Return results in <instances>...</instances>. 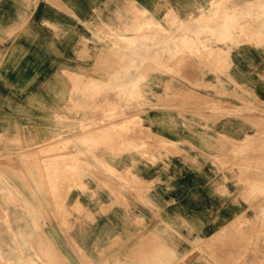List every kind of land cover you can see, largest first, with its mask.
<instances>
[{
  "label": "rangeland",
  "instance_id": "374dc122",
  "mask_svg": "<svg viewBox=\"0 0 264 264\" xmlns=\"http://www.w3.org/2000/svg\"><path fill=\"white\" fill-rule=\"evenodd\" d=\"M227 1L230 3L229 6H227ZM215 2L217 3L215 4ZM211 8H216L215 15L218 16L216 19L207 20V24L200 23L197 26L194 24V26H189L187 29L189 31L191 29L198 30L201 27L199 29V31H202L201 33L207 32L206 30H211L210 34L213 37L199 41L197 38L193 39L184 36L189 38L188 42L191 44H186L178 38H172L175 32H179V34L181 32L185 35L189 32L187 29L183 30L185 32L180 31L177 27L178 23L173 21L159 23L151 20V22H146L145 29L149 31L148 38H143V32H135L136 26L141 21H135L136 26L124 27L125 29L104 27V29L101 28L98 30L99 32L93 31L92 29L94 42L90 44L89 48L104 47L109 50V55L105 59L94 60L91 58L92 62H118L123 67L133 62L134 70H131V66H128L129 68L118 71V74L114 78L115 81H124L133 72L134 80L132 81L134 84H123L119 86L104 85L98 81L88 79L89 75H78L77 71H70L69 85L22 86L20 89H22L21 92L23 94L26 93L25 90L29 89L26 95L21 96L27 100L17 102L0 101V110L2 109L0 111V258L2 260H0V264H78L77 259L79 253L85 258L83 250L76 245H62L63 238L72 239V237L78 236V233L85 231V227L94 225L102 216V214L89 211L85 206L84 198L88 196L92 199L97 187L98 189L102 188L116 195V192H119L120 189L113 190L109 188L111 181L116 178L117 180L114 181L118 185L123 186V184L127 183L125 184L127 186L123 187H128L135 192L136 188L141 185V182L128 179L126 171H117L115 166H113L116 160L123 158L127 153H133L149 159L151 162H155L157 157H159V151H162V154L179 151L176 149L175 144L164 148L162 146L159 148L155 147L156 149H152V145L149 146L147 144V148L144 145V148L141 147V149L138 148V150L132 151V146L130 147L129 145L130 141L126 143L119 141L120 133L116 129L119 119L126 117V115L134 117L129 123L131 124L129 125L131 129L128 135L129 140H133L140 135L141 131H143L142 128L148 127L152 132L151 128L159 125L158 119L154 117L159 110L162 112H172L174 110L181 111L191 107L200 109L209 108L210 110L223 109L222 104L224 103L220 101L221 97H218L219 101H213L214 104L213 102H209V104L205 101L208 95L206 91L197 94L189 92L188 88L190 87L139 85L138 83L145 78V75L142 76L143 71L140 69L143 66L142 63L136 65V62L138 60L141 61L143 51H150L149 58L146 60L150 63L148 71L151 73V78H157L159 73L164 72V70L161 71L157 67L163 63L165 58L169 60L177 57L178 66L173 71L172 69L171 71L167 69V73L171 75L179 74L182 70L183 72L191 71L190 61L192 60V62L210 60L213 64H223L224 61L222 59L219 61L215 60L217 54H222L218 52L219 50H216L218 44L219 46L229 45L230 49H243V47L247 50L256 49L257 68H261L262 74L264 75V41H262L264 40V0H217L214 1ZM237 9H239V15H237V19L234 22H240V24L234 23L235 25H233H237V27L232 26L231 29L233 28L234 30L228 29L230 32L227 30L225 31L226 34H224V26L222 25V28L220 27L219 29L221 22L226 25V21H223L221 16L222 12H225V10L234 12L238 11ZM241 10L244 11L241 12ZM208 15H206L207 19L210 18ZM211 24L214 29L210 27ZM243 24H245L244 27ZM215 27H217V30ZM127 31L132 32L137 38V44L134 48L125 45L123 42L121 45L115 44L114 42V40L116 41L119 38V35ZM212 32H215V34ZM160 33H165L168 36L159 37ZM108 34L113 37L109 38L111 36H108ZM225 35L229 36L226 37ZM127 47L129 48L127 49ZM171 49L175 50V52H172ZM193 50L195 53H191ZM117 51L121 53H114ZM185 51L188 52L187 56L189 59L186 62L181 61L183 63L182 65L180 58ZM110 52L120 56L117 58V56L111 55ZM123 52H127L128 56H124L125 54ZM178 67H180V70L177 69ZM201 72L203 73L204 71L202 69L201 71L200 69L196 71V73ZM101 86L105 87L107 92L97 94L96 92ZM206 87L208 89L207 85L199 86L203 90H207ZM214 87V85H209V88ZM35 88H37L36 91ZM159 88L162 90L161 96L158 95ZM180 88L182 90H179ZM192 88L198 87L193 86ZM88 91H91V93H88ZM138 92L139 94H137ZM133 94L134 97H132ZM246 97L250 99L248 95ZM134 101H138L137 103H140V105H137ZM183 101L185 102L183 103ZM132 102L133 105L131 104ZM114 105H120L118 106L120 108L119 112ZM109 107L111 109L108 111ZM239 109L246 111L247 114L244 122L246 133L244 135H236V142L225 139L230 143L227 148L224 146V148L220 149L217 156L215 155L212 166L215 174H226L224 181L214 182L213 185L216 187L219 186V194L229 201L231 208L236 209V213L217 215L212 229L210 231H204V233L197 229H189L188 224H182L181 228L176 232L165 229L157 236L175 238L176 242L178 239H181L182 244L180 247L176 246L178 248L176 251L173 250V247L169 246L166 247L165 251H151L150 261H147L149 258L142 256L143 246H136L134 250L139 253V260L134 262V264H187V262L189 264H252L253 262V264H264V99L257 96V99L255 98L251 101L247 100L241 103ZM112 110H115L113 113L114 116ZM121 110L125 111L123 112ZM107 115H110V117ZM183 115L185 114L183 113ZM66 118H68L67 121ZM107 119L109 120L107 121ZM166 120L167 123H171V127H178L180 125L178 123L179 118L178 120L175 118H162V123L163 121L166 122ZM111 121L114 127L111 125ZM183 121H185L183 127L187 128L190 125H195V123H190L188 118L183 119ZM173 122H176V124ZM260 123L262 124L259 125ZM108 125H110L109 129H102L103 126ZM99 127L101 132L105 130L106 133H96V129ZM82 129H85L84 132H82ZM255 129L258 130L256 131ZM58 130L62 132L58 133ZM89 132L97 134L94 135L96 137L94 142L89 144L79 143L81 142L79 139L83 135H88ZM143 135L147 142H154V140L155 143L157 142L153 135H149L147 132L143 133ZM58 136L59 138H57ZM104 137L107 138L105 139ZM108 137L110 140H107ZM65 139L66 141H64ZM68 140L71 144H67L69 142ZM104 143L106 146H103ZM56 144L59 148H57ZM64 146H67V148ZM48 149L50 150L49 152ZM56 149H61V151H57ZM78 149H81V152L77 153V155L75 152ZM109 149L112 151L110 152ZM66 150L68 151L66 152ZM63 152L64 155L62 156ZM193 152L196 153V151ZM38 153L43 154V157L41 155L38 157ZM60 156H62V159H60ZM70 156H77L79 158L76 164H74L75 169L69 168L72 166ZM205 160V157L202 156L199 161L205 162ZM67 161H70L69 164ZM105 161L110 163L113 168H109L105 164ZM89 164L91 165L89 166ZM94 164L97 167H93ZM101 164H104L103 166L105 167L103 168ZM249 166L254 172L258 168L259 170L257 171L259 172L261 170V172L258 173L256 171L254 173L250 170ZM253 166L255 170L252 168ZM246 169H248V172ZM104 170L107 171L106 174L103 172ZM57 171L59 172L56 173ZM70 172L71 175H68ZM65 174L68 176H65ZM103 174L107 176L104 177ZM257 174L259 177H257ZM52 175L55 176L53 177L54 180H52ZM56 176L58 180H56ZM250 176L255 178L253 179ZM254 180L259 183H255ZM248 183L254 184L249 187L247 186ZM258 185L260 187L259 189L257 187ZM238 214L241 215L238 216ZM234 217L235 219H233ZM227 222L229 224H226ZM216 226L220 229H217ZM210 232L212 233L210 234ZM199 235L206 237L197 246L198 248H196V246L191 244V241ZM43 239L46 241L44 240L45 242H43ZM44 246L46 248L45 250ZM50 247L52 249H49ZM41 249L48 253V255L44 252L42 254ZM49 253L55 256L51 257ZM158 257H160V261L157 260ZM162 258L164 260H161ZM184 258H188V261H185ZM82 264L85 263L82 262ZM86 264L94 263L86 261ZM99 264L116 263L102 261Z\"/></svg>",
  "mask_w": 264,
  "mask_h": 264
},
{
  "label": "crops",
  "instance_id": "0c3cea01",
  "mask_svg": "<svg viewBox=\"0 0 264 264\" xmlns=\"http://www.w3.org/2000/svg\"><path fill=\"white\" fill-rule=\"evenodd\" d=\"M214 1L217 0H0V101L27 100L21 96L29 89L23 94L22 86L69 85L70 71L89 75L88 79L104 85L133 84V72L124 81L115 82L114 78L128 66L134 70L133 62L125 67L118 62H92L91 58L99 60L109 55L104 47L89 48L94 42L92 29L98 31L104 25L133 27L135 21H141L146 27L145 23L151 20L197 26L204 23L198 21V16L208 15ZM201 32L193 29L187 35L175 32L172 38L186 36L203 40L209 38L203 35L211 36L208 31ZM122 35L133 37L134 34ZM148 37L149 31L144 29L143 38ZM159 37H167V34L160 33ZM216 50L222 54H217L215 60L222 59L223 64L199 60L191 63V71L173 76L164 67L176 68L177 57L165 58L158 66L164 72L160 71L157 78H151L148 71L150 63L146 59L150 51H143L141 61L136 62V65L142 63L140 69L142 76L145 75L139 85L190 87L188 91L197 94L206 91L207 101H219L221 97L224 108L191 107L157 112L154 117L159 125L153 126L152 132L174 142L179 151L166 154L159 151L155 162L133 153L116 160L115 169L126 171L128 179L141 185L135 192L122 185L119 187L112 180L109 188L120 189L116 195L97 187L92 199L84 198L86 208L102 216L78 236L63 238L62 245H76L83 250L85 258L79 253L78 264H86V261L134 264L139 260L134 247L139 245L143 246L142 256L150 261L151 251H165L167 246L176 251V246L182 244L181 239L176 242L175 238L157 236L165 229L176 232L182 224H188L189 229L204 233L212 229L217 215L236 213L229 201L219 194V186L213 185L224 181L226 176L213 172V159L220 149L228 147L230 142L225 139L235 140L236 135L246 133L247 114L238 108L242 102L257 99V96L264 99V75L261 68H257L256 49H230L229 45L218 44ZM110 53L115 56L117 52ZM124 56H128L127 52ZM200 67L204 72L196 74ZM202 84L215 87L203 90L199 88ZM158 95H162L160 88ZM162 118H179L180 125L171 127L167 120L162 123ZM186 118L195 125L183 127ZM202 156L205 162L199 161ZM157 260L160 261V257Z\"/></svg>",
  "mask_w": 264,
  "mask_h": 264
},
{
  "label": "bare ground",
  "instance_id": "6f19581e",
  "mask_svg": "<svg viewBox=\"0 0 264 264\" xmlns=\"http://www.w3.org/2000/svg\"><path fill=\"white\" fill-rule=\"evenodd\" d=\"M214 3V2H213ZM217 2H215V4H216ZM212 5V4H211ZM238 11H232V12H229V11H226L225 10V12H222V14H221V16H222V18H223V21L225 20L226 21V25L225 24H223V22H221L220 23V25L221 26H219V29H220V27L222 28V25L224 26V32L225 31H227L228 29H230V30H234L233 28L231 29V27L233 26V27H237V25L236 26H234L235 24H240V22H237V23H235L234 21L237 19L236 17H237V15H239V9H237ZM244 11V10H243ZM242 10H241V12H243ZM215 12H216V8H214V9H212L211 11H209V15H208V17H210V18H208L207 19V16L206 17H200V16H198L200 19L198 20V21H202V22H204L205 24H207L206 22H207V20L208 21H210V20H212V19H216V17H218V16H216L215 15ZM240 12V13H241ZM201 13V12H200ZM245 13H247L246 11H245ZM220 14V13H219ZM242 14V13H241ZM197 17V18H198ZM239 19V18H238ZM230 20V21H229ZM177 21V20H176ZM151 22V21H150ZM181 22V21H180ZM235 23V24H234ZM234 24V25H233ZM246 24V23H245ZM245 24H243V27L245 26ZM135 25V24H134ZM219 25V24H218ZM102 26V25H101ZM136 26V25H135ZM176 26V25H175ZM217 26V25H216ZM240 26V25H239ZM239 26H238V28H239ZM98 27V26H97ZM104 27H105V25H104ZM107 27V26H106ZM126 27V26H125ZM158 27V26H157ZM159 27H161V26H159ZM177 27L179 28V30L180 31H183V30H186L187 29V27H188V25L187 24H185V23H178L177 24ZM176 27V28H177ZM210 27H213V25L211 24L210 25ZM218 27V26H217ZM217 27H215L216 28V30H217ZM241 28H242V26H240ZM201 27H199V29H200ZM206 29H208L207 27H205ZM104 29V28H103ZM106 29V28H105ZM123 29H125V28H123ZM145 29V26L143 25V23H139L137 26H136V28H135V32H143V30ZM164 29V28H163ZM198 29V30H199ZM213 29H214V27H213ZM243 29V28H242ZM107 30V29H106ZM110 30V29H109ZM129 30V29H128ZM131 30V29H130ZM188 30V29H187ZM239 30H241V29H239ZM244 30V29H243ZM105 31V30H104ZM132 31V30H131ZM189 31V30H188ZM206 31H209V30H206ZM211 31V30H210ZM209 31V32H210ZM213 31V30H212ZM229 31V30H228ZM97 32V31H96ZM99 32V31H98ZM127 32H130V31H127ZM133 32V31H132ZM183 32H185V31H183ZM216 32V31H215ZM215 32H212L213 34H215ZM219 32V31H218ZM230 32V31H229ZM240 32H242V31H240ZM254 32V31H253ZM258 32H259V30H258ZM105 33H106V31H105ZM111 33V32H110ZM233 33V32H232ZM255 33H256V31H255ZM261 33V32H260ZM102 34V33H101ZM111 34H113V33H111ZM217 34V33H216ZM219 34V33H218ZM224 34H226V32L224 33ZM250 34V33H249ZM114 35V34H113ZM139 35H140V33H139ZM170 35V34H169ZM172 35V34H171ZM183 35H185V34H183ZM220 35V34H219ZM108 36H111V35H109L108 34ZM131 36H133V37H129V36H124V35H119L118 37V39L115 41L114 40V42H115V44H119V45H121L122 44V42L123 43H125V45H128V46H130V47H132V48H134L135 46H136V44H137V38L134 36V35H131ZM168 36V35H167ZM201 36V35H200ZM204 37H210V39L212 38L211 36H205V35H203ZM226 36V35H225ZM227 36H229V35H227ZM226 36V37H227ZM113 36H111V37H109V38H112ZM117 37V36H116ZM203 37V38H204ZM170 38V37H169ZM176 39H177V37H175ZM223 38V37H222ZM178 39L179 40H181V41H184L186 44H188V43H190V42H188L189 41V38H186V37H178ZM199 39V38H198ZM205 39V38H204ZM179 40H177V41H179ZM206 40V39H205ZM204 40V41H205ZM158 41V40H157ZM194 41V40H193ZM200 41V40H199ZM262 41H264V40H262ZM180 42V41H179ZM176 43V42H175ZM181 43V42H180ZM193 43V42H192ZM185 44V45H186ZM191 44V43H190ZM124 45V46H125ZM182 45H183V43H182ZM113 46V45H112ZM117 46V45H116ZM124 46H122V47H124ZM120 47V46H119ZM119 47H118V49H119ZM187 47V46H186ZM206 47V46H205ZM111 49H113L112 47H110ZM129 47H127V49H128ZM149 48V47H148ZM117 49V48H116ZM170 49V48H169ZM107 50V49H106ZM125 50V49H124ZM147 50V49H146ZM172 50V49H171ZM109 51V50H108ZM108 51H107V53H108ZM128 51V50H127ZM148 51V50H147ZM175 52V50H172V52ZM183 51V50H182ZM181 51V52H182ZM119 51H117V53H118ZM121 53V52H120ZM120 53H118V54H120ZM191 53H195L194 52V50H193V52L191 51ZM203 53V52H202ZM123 54H125V53H123ZM179 54V53H178ZM177 54V55H178ZM107 55V54H106ZM188 55V52H183L182 53V57L180 58V63H181V61H183V62H186L188 59H189V57L187 56ZM193 55H195V54H193ZM108 56V55H107ZM115 56H117V55H115ZM118 56H120V55H118ZM118 56H117V58H118ZM190 56H192V55H190ZM197 56V55H196ZM196 56H193V57H196ZM175 58V57H174ZM105 59V58H104ZM108 59V58H107ZM191 59V58H190ZM192 60V59H191ZM193 61V60H192ZM192 61H190L191 63H192ZM179 64V63H178ZM182 65H183V63H181ZM212 66V65H211ZM163 67V66H162ZM167 67V66H166ZM166 67H164V69L166 70V72H168V70L166 69ZM182 67V66H181ZM158 68V67H157ZM180 67H178L177 69H179ZM201 68V67H200ZM213 68V67H212ZM216 68H218V67H216ZM169 69V68H168ZM183 69V68H182ZM181 69V70H182ZM185 69V68H184ZM202 69V68H201ZM201 69H200V71H201ZM159 70H160V68H159ZM170 71H171V69H169ZM180 70V69H179ZM172 71H173V68H172ZM177 71V70H176ZM185 71V70H184ZM175 72V71H174ZM182 72H183V70H182ZM199 72V71H198ZM216 72V71H215ZM166 74V73H165ZM197 74V73H196ZM196 74H195V76H196ZM199 74V73H198ZM173 76H175V75H173ZM137 78V77H136ZM231 80V79H230ZM229 80V81H230ZM117 81V80H116ZM115 81V82H116ZM197 81V80H196ZM118 82V81H117ZM232 82V81H231ZM234 82V81H233ZM232 82V83H233ZM112 84V83H111ZM118 84V83H117ZM116 84V85H117ZM132 84V83H131ZM130 84V85H131ZM134 84V83H133ZM137 84V83H136ZM233 84H235V83H233ZM115 85V84H114ZM121 85V84H120ZM203 85V84H202ZM214 85V84H213ZM119 86V85H118ZM208 86V85H207ZM236 86V85H235ZM135 87V86H134ZM136 88V87H135ZM138 88V87H137ZM238 88H239V86H238ZM113 89V88H112ZM206 89H207V87H206ZM208 89H209V86H208ZM211 89V88H210ZM138 90H139V88H138ZM137 90V91H138ZM243 90V89H242ZM136 91V92H137ZM107 91H106V88L105 87H100L98 90H97V94L99 93V94H101V93H106ZM135 92V91H134ZM134 92H132V93H134ZM225 92V91H224ZM88 93H91V91H88ZM221 93V92H220ZM219 93V94H220ZM119 94V93H118ZM135 94V93H134ZM134 94H133V96L132 97H134ZM137 94H139V92L137 93ZM149 94V93H148ZM106 95V94H105ZM108 95V94H107ZM226 95V94H225ZM101 96V95H100ZM140 96H141V93H140ZM106 97V96H105ZM136 97V96H135ZM137 97H138V95H137ZM187 97V96H186ZM204 99V98H203ZM200 100H201V98H200ZM239 100V99H238ZM206 102H208L209 103V101H207V100H205ZM240 101H243V100H240ZM134 102H136V101H134ZM138 102V101H137ZM136 102V103H137ZM182 102V101H181ZM185 101H183V103H184ZM129 103V102H128ZM243 103V102H242ZM248 103V102H247ZM246 103V104H247ZM97 104V103H96ZM130 104V103H129ZM132 105H133V102L131 103ZM210 104V103H209ZM212 104V103H211ZM213 104H214V102H213ZM215 104H217V103H215ZM245 104V105H246ZM122 105V104H121ZM136 105V104H135ZM137 105H140V103L138 104L137 103ZM137 105H136V107H137ZM220 105V104H219ZM116 105H114V107H115ZM118 106H120V105H117L116 106V108H117V111L119 112L120 111V108L118 107ZM124 106H125V104H124ZM112 107H113V104H112ZM213 107H215V105H213ZM223 108H224V106H222ZM238 107V106H237ZM247 107V106H246ZM118 108H119V110H118ZM124 108V107H123ZM139 108H140V106H139ZM227 108V107H226ZM97 109V108H96ZM111 108L109 107L108 108V111L110 110ZM232 109H234V108H232ZM86 110H88V109H86ZM116 110V109H115ZM114 110V111H115ZM226 110H229V109H226ZM237 110V109H236ZM238 110H240L239 108H238ZM96 111V110H95ZM113 111V110H112ZM114 111L112 112V114L114 113ZM121 111H123V110H121ZM125 111V110H124ZM123 111V112H124ZM93 112H94V110H93ZM105 112V111H104ZM117 112V113H118ZM196 113V112H195ZM232 113V112H231ZM95 114V113H94ZM110 114V113H109ZM207 114V113H206ZM220 114V113H219ZM241 114V113H240ZM85 115V114H84ZM88 115V114H87ZM111 115V114H110ZM110 115H107V116H109L110 117ZM116 115V114H115ZM120 115H121V113H120ZM119 115V116H120ZM130 115V114H129ZM133 115V114H132ZM202 115V114H201ZM112 116V115H111ZM113 116H114V114H113ZM112 116V117H113ZM203 116V115H202ZM208 116V115H207ZM219 116V115H218ZM247 116V115H246ZM59 117V116H58ZM82 117H84V116H82ZM105 117V116H104ZM117 117V116H116ZM115 117V118H116ZM200 117V116H199ZM205 117V116H204ZM245 117V116H244ZM100 118V117H99ZM134 117L133 116H127L126 115V117H124V118H121V119H119V121L118 120H115V121H118L117 122V126H116V129H117V131H118V133H120V136H119V141L121 142V143H126V142H128V141H130L129 142V145H130V147L132 146V151H136V150H138V148L139 149H141V147H143L144 148V145H145V148H147L146 147V145L148 144L149 146L150 145H152V149H156L155 147H157V148H159V147H168V146H171V145H174L175 143L174 142H172V141H170V140H168V139H164V137H160L159 135H157V134H154V133H152L151 131H150V129L148 128V127H144V128H142V130L143 131H141V133H140V135L136 138V139H133V140H129V134H130V127H129V125H131V124H129L130 123V121L133 119ZM219 118V117H218ZM247 118H249V117H247ZM58 119V118H57ZM67 119L68 118H66V121H67ZM90 119H92V118H90ZM95 119V118H94ZM103 119V118H102ZM102 119H100V120H102ZM114 119V118H113ZM208 119V118H207ZM259 119V118H258ZM61 120V119H60ZM104 120H106V119H104ZM103 120V121H104ZM109 119H107V121H108ZM112 120V119H111ZM219 120V119H218ZM76 121V120H75ZM86 121H87V118H86ZM94 121V120H93ZM102 121V122H103ZM113 121V120H112ZM111 121V122H112ZM77 122V121H76ZM96 122V121H95ZM111 122H110V124H111ZM114 122V121H113ZM113 122H112V126H113ZM97 123V122H96ZM106 123H108V122H106ZM262 123H263V121H262ZM262 123H260L259 125H261ZM78 124V123H77ZM76 124V125H77ZM94 124V123H93ZM57 125V124H56ZM86 125H88V124H86ZM90 125V124H89ZM99 125V124H98ZM103 125H104V123H103ZM78 126H82V125H78ZM88 127V126H87ZM109 127H110V125H108V126H103L102 127V129H109ZM114 127V126H113ZM252 127V126H251ZM258 127V126H257ZM262 127V126H261ZM60 129V128H59ZM79 129V128H78ZM87 129V128H86ZM83 130V129H82ZM85 130V129H84ZM84 130L82 131V132H84ZM256 130V129H255ZM258 130V129H257ZM256 130V131H257ZM72 131V130H71ZM74 131V130H73ZM108 131V130H107ZM132 131V130H131ZM18 132V131H17ZM62 131H60V130H58V133H61ZM97 132H101L100 131V127L99 128H97L96 129V133ZM105 132V130H102V132L101 133H103V134H105L104 133ZM147 132V134H149V135H153V137H154V139H156V143H155V140L152 138V140H154V142L153 141H149V142H147L146 140H145V138H144V135H143V133H146ZM96 133H94V132H89V134L88 135H83V137L81 138V139H79V140H81V142H79V143H84V144H89V143H91V142H94V140H95V134ZM117 133V132H116ZM139 133H137V134H139ZM64 134V133H63ZM97 135V134H96ZM102 135V134H101ZM107 135V134H106ZM106 135H103V136H106ZM109 135H110V133H109ZM47 136V135H46ZM82 136V135H81ZM74 137V136H73ZM57 138H59V136L57 137ZM56 138V139H57ZM74 138H76V137H74ZM101 138H103V137H101ZM105 139L107 138V137H104ZM99 139H100V137H99ZM62 140V139H61ZM101 140V139H100ZM104 140V139H103ZM107 140H110L109 139V137H108V139ZM64 141H66V139L64 140ZM69 141V140H68ZM102 141V140H101ZM104 141H106V140H104ZM234 142H236L235 140H233ZM70 142V141H69ZM67 143V144H71V142L70 143ZM44 143V142H43ZM54 143V142H53ZM60 143V142H59ZM98 143V142H97ZM103 143V142H102ZM94 144V143H93ZM120 144V143H119ZM57 145V144H56ZM56 145H55V147H56ZM74 145V144H73ZM91 145V144H90ZM96 145V144H95ZM105 145V143L103 144V146ZM121 145V144H120ZM62 146H63V144H62ZM106 146V145H105ZM233 146V145H232ZM64 147H66L67 148V146H64ZM68 147H69V145H68ZM89 147V146H88ZM121 147H122V145H121ZM57 148H59L58 147V145H57ZM70 148V147H69ZM77 148V147H76ZM90 148V147H89ZM125 148H126V146H125ZM124 148V149H125ZM40 149V148H39ZM96 149V148H95ZM123 149V148H122ZM57 151H61V149H56ZM62 150H63V148H62ZM91 150V149H90ZM98 150H99V148H98ZM119 150H120V147H119ZM144 150V149H143ZM142 150V151H143ZM37 151V150H36ZM39 151H42V150H39ZM50 150L48 149V152H49ZM68 150H66V152H67ZM70 151V150H69ZM109 151H110V149H109ZM112 151V150H111ZM110 151V152H111ZM44 152V151H43ZM54 152V151H53ZM73 152V151H72ZM81 152V149H78V151L76 150V154L77 153H80ZM145 152V151H144ZM152 152V151H151ZM41 153V152H40ZM47 153V152H46ZM51 153V152H50ZM126 153V152H125ZM39 154V153H38ZM150 154V153H149ZM41 154H39L38 155V157L40 156ZM43 155V154H42ZM41 155V156H42ZM64 155V152H63V154H62V156ZM69 155H71L70 153H69ZM78 155V154H77ZM83 155H85V154H83ZM121 155V154H120ZM151 155V154H150ZM45 156V155H44ZM47 156V155H46ZM56 156V155H55ZM62 156H60V159H62L61 157ZM43 157V156H42ZM57 157H59L58 155H57ZM115 157H118V156H115ZM120 157V156H119ZM154 157V156H153ZM41 159V158H40ZM45 159V158H44ZM79 158H77V156H73V157H71L70 156V161L72 162V166H70L69 168L70 169H75V166H74V164H76V161L78 160ZM88 160V159H87ZM92 160V159H91ZM98 160V159H97ZM45 161V160H44ZM70 161H67V163L69 164V162ZM93 161V160H92ZM225 161V160H224ZM83 162V161H82ZM95 162V161H94ZM42 163H44V162H42ZM54 163V162H53ZM52 163V164H53ZM89 163H91V162H89ZM45 164V163H44ZM55 164V163H54ZM53 164V165H54ZM60 164V163H59ZM98 164V163H97ZM105 164L109 167V168H113L112 167V165L110 164V163H108V162H106L105 161ZM46 165V164H45ZM56 165V164H55ZM91 164H89V166H90ZM99 165V164H98ZM102 165V167L104 168L105 166H103L104 164H101ZM257 165V164H256ZM26 166V165H25ZM52 166V165H51ZM60 166V165H59ZM68 166V165H67ZM77 166V165H76ZM54 167H56V166H54ZM57 167H58V165H57ZM78 167V166H77ZM93 167H97V166H95V164L93 165ZM259 167V166H258ZM260 167H261V164H260ZM52 168H53V166H52ZM51 168V169H52ZM92 168V167H91ZM101 168V167H100ZM103 168H102V170H103ZM108 168V169H109ZM249 168H250V166H249ZM253 169L255 168L254 166L252 167ZM106 169V168H105ZM257 169V168H256ZM87 170V169H86ZM90 170V169H89ZM95 170V169H94ZM100 170V169H99ZM110 170V169H109ZM248 169H246V171H247ZM250 170H252L251 168H250ZM255 170V169H254ZM257 170H259V168L257 169ZM256 170V171H257ZM72 171V170H71ZM101 171V170H100ZM112 171V170H111ZM255 171V172H256ZM53 172V171H52ZM59 171H57L56 173H58ZM78 172V171H77ZM103 172H105V174H106V172L107 171H103ZM114 172V171H113ZM248 172V171H247ZM252 172H254L253 170H252ZM254 172V173H255ZM258 172V171H257ZM259 172H261V170L259 171ZM258 172V173H259ZM75 173V172H74ZM101 173V172H100ZM109 173V172H108ZM78 174H79V172H78ZM113 174V173H112ZM68 175H71V172H70V174H68ZM68 175H66L65 174V176H68ZM82 175V174H81ZM104 175V174H103ZM109 175H110V173H109ZM258 175V174H257ZM263 175H264V173H263ZM107 176V175H106ZM105 175H104V177H106ZM119 176V175H118ZM247 176V175H246ZM255 176V175H254ZM53 177H55V176H53L52 175V178ZM57 177V176H56ZM58 177H59V175H58ZM58 177H57V179L56 180H58ZM73 177V176H72ZM72 177H70V178H72ZM250 177H252L253 179L255 178V177H253V176H250ZM257 177H259V175L257 176ZM108 178V177H107ZM113 178V177H112ZM115 178V177H114ZM121 178V177H120ZM252 179V180H253ZM260 179V178H259ZM258 179V180H259ZM52 180H54V178L52 179ZM114 180H117V178L116 179H114ZM125 180V179H124ZM124 180H123V182H124ZM255 180H257V179H255ZM255 180H254V182H255ZM130 181V180H129ZM250 181V180H249ZM62 182V181H61ZM122 182V183H123ZM252 182V181H251ZM258 182V181H257ZM257 182H255V183H257ZM59 183V182H58ZM259 183V182H258ZM120 184V183H119ZM125 184H127V183H125ZM125 184H123V186H127V185H125ZM247 184V183H246ZM254 183H248V185L247 186H249V187H251L250 185H253ZM59 185V184H58ZM116 185H118V184H116ZM137 185H138V183H137ZM136 185V186H137ZM264 185V184H263ZM75 186V185H74ZM119 186V185H118ZM121 186V185H120ZM119 186V187H120ZM255 186V185H254ZM118 187V188H119ZM258 187V189L260 188L259 187V185L257 186ZM263 187V186H262ZM115 188H116V186H115ZM32 189V188H31ZM117 189V188H116ZM119 190V189H118ZM263 190V189H262ZM36 191V190H35ZM69 191V190H68ZM249 191V190H248ZM260 192V191H259ZM258 192V193H259ZM256 193H257V191H256ZM247 195H248V193H246ZM262 194V193H261ZM263 195V194H262ZM40 200H41V198H40ZM43 202V201H42ZM41 202V203H42ZM77 202V201H76ZM43 207V206H42ZM79 207H81V205H79ZM41 209V208H40ZM82 210H84V209H82ZM41 211V210H40ZM43 211V210H42ZM47 211V210H46ZM74 212H75V209H74ZM242 213V212H241ZM239 215H241V214H238V216ZM238 216H236V217H238ZM220 218H223V217H220ZM233 219H235V217L233 218ZM232 219V220H233ZM232 220H231V222H232ZM230 222V221H229ZM229 222H227L226 224H229ZM230 222V223H231ZM225 224V225H226ZM257 227V226H256ZM259 227V226H258ZM216 228L218 229L219 227H217L216 226ZM222 228V227H221ZM220 229V228H219ZM213 232V231H212ZM212 232H210V234L212 233ZM215 232V231H214ZM46 235V234H45ZM206 236H197V237H195V239H194V241L192 242L193 243V245L194 246H196V248H198L197 246L198 245H200V243H201V241H203L204 240V238H205ZM208 238V237H207ZM206 238V239H207ZM210 238V237H209ZM45 239H43V242H45L44 241ZM50 242V241H49ZM250 243V242H249ZM46 245V244H45ZM202 245V244H201ZM194 246H192V247H194ZM230 246V245H229ZM46 248H45V246H44V250H45ZM49 249H52L51 247L49 248ZM54 249V248H53ZM207 249V248H206ZM42 251H41V253L42 252H44V250L43 249H41ZM194 250H195V248H194ZM50 252H52V250H50ZM189 252V251H188ZM44 253H46V252H44ZM44 253H42V254H44ZM53 253H54V251H53ZM57 253V252H56ZM51 253H49V255H50ZM55 254V253H54ZM58 254V253H57ZM56 254V255H57ZM46 255H48V253H46ZM188 255V254H187ZM249 255V254H248ZM52 256H55V255H52L51 254V257ZM185 257V256H184ZM183 258V257H182ZM181 258V259H182ZM185 259V261H188V258H184ZM0 260H1V258H0ZM256 260V259H255ZM2 261V260H1ZM180 262V261H179ZM243 262V261H242ZM254 263V262H253ZM252 263V264H253ZM2 264V263H1ZM187 264H189V262H187Z\"/></svg>",
  "mask_w": 264,
  "mask_h": 264
}]
</instances>
